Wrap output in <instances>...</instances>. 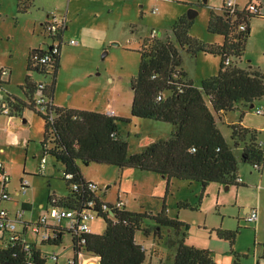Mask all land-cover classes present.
<instances>
[{
  "label": "rangeland",
  "instance_id": "374dc122",
  "mask_svg": "<svg viewBox=\"0 0 264 264\" xmlns=\"http://www.w3.org/2000/svg\"><path fill=\"white\" fill-rule=\"evenodd\" d=\"M222 6L223 0H0V71L9 73L5 77L7 81L12 71L11 89L22 94L30 106L31 97L36 100L45 93L41 90H35L32 95L24 92L27 78L31 86L54 87L52 102L59 109L103 114L112 111L117 117L130 119L122 137L129 143V153L138 154L147 143L169 138L173 131L168 123L132 116L134 94L130 86L139 71V50L143 41L161 38L175 42L173 26L183 18L188 20L189 11H195L197 16L189 26V36L202 46L221 44L224 38L210 33L208 26L211 13L220 11ZM55 13L68 20L60 68L57 72L52 66L44 73L29 71V53L34 49L47 50L52 44L41 24L47 14ZM257 17L253 23L254 28L257 26L254 37L246 43L239 66L264 74V22ZM72 39L78 45H70ZM178 48L186 78L196 87L219 73L220 57L202 51L191 53L186 46L183 50ZM257 110L264 112L263 99L253 107L242 109L248 124H264V119L255 114ZM24 113L28 125L19 136L30 142L27 146L13 147L5 163L14 172L12 187L20 188L18 177L31 185L26 196L17 198L21 204L29 200L32 209L25 218L30 220L45 213L49 197L61 199L68 194V187L63 180V166L54 157L42 153L43 119L28 108ZM240 117L236 111L217 117V127L227 142H231V126L241 124ZM1 122L6 125L5 118L0 119ZM3 148L8 151L4 145ZM234 153L238 157V176L243 177L246 186H234L231 190L211 183L203 192L197 182L178 179L169 182L167 178L133 168L81 163L78 166L105 204L115 205L119 201L125 204L127 211L150 216H156L166 206L167 217L185 226L182 233L186 234V244L211 251L215 264H264V180L261 184V173L240 159L241 149ZM41 158L45 159L44 176L38 168ZM224 201L228 203L223 204ZM246 207L259 210L258 225L244 221ZM4 208L10 213L16 210L9 202L1 205L0 209ZM105 226L103 218H97L90 222L89 228L92 234L101 235ZM155 228L153 220L145 219L143 229H148L150 235L139 231L136 242L146 246L148 264H159L162 258L164 263L171 264L168 261L173 260L175 252L167 244L177 237L173 231L165 229H160V237H155ZM217 231L236 233L234 246L219 239ZM66 240L65 246L44 248L63 255L60 264L74 256L66 246L69 237Z\"/></svg>",
  "mask_w": 264,
  "mask_h": 264
},
{
  "label": "trees",
  "instance_id": "16d2710c",
  "mask_svg": "<svg viewBox=\"0 0 264 264\" xmlns=\"http://www.w3.org/2000/svg\"><path fill=\"white\" fill-rule=\"evenodd\" d=\"M21 4L25 5L24 2ZM256 16L243 11L237 12L234 17L224 8L220 15L212 12L208 31L224 38L220 46L206 47L193 40L188 33L193 21L189 18H183L173 26L175 42L161 38L143 41L139 50V71L131 80L130 87L134 94L131 113L137 119L168 123L173 131L169 138L147 143L138 154L129 153V143L122 137L124 128L131 123L130 119L54 107L57 115L50 122L49 117L8 94L19 104L21 111L27 108L34 110L45 123L42 153L54 157L63 166V180L68 187V194L57 200L58 204L76 209L80 205L79 200L83 198L105 204L98 194L88 190L78 163L84 166L104 164L120 169L133 168L167 178L169 182L173 179L197 182L203 192L211 183L237 187L242 184L239 182L238 157L234 153L236 150H242L240 159L245 164L254 167L264 165V145H260L259 131L246 129L241 124L233 125L230 144L216 123L220 115L235 112L239 106L253 107L257 101L264 99V74L239 66L250 38V20ZM243 24L247 25L246 31L240 32L239 27ZM185 46L191 53L202 51L220 57L219 73L203 81L200 87L188 81L183 70L178 47L183 50ZM35 51L29 53V71L32 70L30 56ZM227 60L229 64H226ZM52 67L57 72L60 57ZM35 71L42 73L38 69ZM175 74L180 79H175ZM27 81L24 92L32 95L36 86L29 84V78ZM2 82L0 76V88L3 87ZM47 90L48 97L54 100V87ZM29 100L31 102L32 97ZM240 114L242 122L244 113ZM67 175L73 178L67 180ZM73 186H78L79 192H73ZM53 198L49 197L48 202ZM105 205L113 209L116 221L110 219L108 213L100 214L106 224L103 234H85L82 238L84 244L80 245L81 240L76 236L63 233L58 239L41 244L42 249L46 246L59 247L69 237L67 244L74 253L76 263L79 255L86 253L99 257V264H148L146 250L137 244L136 234L143 231L145 236L150 235L148 229H143L144 220L150 218L156 224L155 237H160V229L173 231L177 237L167 244L175 252L172 264H215L211 251L186 244V234L182 233L185 226L167 217L166 206L156 216H150L127 211L125 206L119 211L114 210L112 204ZM217 236L234 246L236 233L217 231ZM32 252L34 263L29 261L30 256L24 253L21 245L3 248L0 250V264H45V260L42 262L39 258L48 253L34 246Z\"/></svg>",
  "mask_w": 264,
  "mask_h": 264
},
{
  "label": "built area",
  "instance_id": "2783aa9c",
  "mask_svg": "<svg viewBox=\"0 0 264 264\" xmlns=\"http://www.w3.org/2000/svg\"><path fill=\"white\" fill-rule=\"evenodd\" d=\"M224 9L226 12L235 17L237 12H241L236 4L235 0H225ZM246 13L250 15H258L260 12L257 2H252L249 4L245 10ZM247 28L246 24H243L239 27L240 32H245ZM44 33L48 38L52 39L51 46L47 50H37L33 52L30 56L31 69L41 70L42 73L47 72V69L52 66L54 62L60 57L62 52L63 37L66 31V20L57 15H52L48 21L43 25ZM155 35V31H154ZM70 45H78L74 40L69 42ZM230 61L227 60L226 64H229ZM9 73L5 70L0 71L1 79L4 80ZM175 79H180L175 74ZM3 88L1 87V91ZM35 90H41L45 93V96L31 100L32 108L43 114V116L49 117V121L53 122L56 118V111L54 110V105L51 99L48 97L47 87L44 85L36 86ZM161 100V97L158 99ZM16 102L10 96L0 98V115L6 116L10 121L14 122L19 118V112L15 109ZM257 115H264L262 110H257L255 112ZM260 142V141H259ZM260 145L263 146L264 143L260 142ZM41 168L43 164L41 163ZM257 172H260L262 169L261 165L254 167ZM9 174L2 164H0V208L2 203L9 202L15 203V200L10 196L7 190V184L9 183ZM73 178L72 175H67L65 179L70 180ZM242 179H239L241 183ZM88 190L91 193H96L97 190L95 186L91 183H88ZM20 188L22 191L26 192L28 185L26 181L21 183ZM73 192H79L78 186L72 187ZM59 199L53 198L52 201L48 204V208L45 210V213L39 216L33 221H27L25 216L27 213L26 207L23 205L19 207L15 214L10 213L7 209H0V250L3 248H14L18 245L22 246L24 253L29 255V261L34 263V259H31L33 255L32 248H37L45 253H48L47 256L42 255V262L45 260V264H60L62 256H59L57 253L47 251L42 249L41 244H46L51 242V240L58 239V236L63 233H68L71 236H76L79 241V244H84V239L82 240L85 234H90V222L100 218V214H109V218L113 221H116L114 218L113 209L111 210L107 205L103 203H98L94 199H80L79 207L76 209L60 206L58 204ZM124 204L122 202H117L114 205V210H122ZM259 217L258 209H251L248 215L245 216V222L248 224H255ZM63 246H65L63 244ZM68 248L69 245H66ZM52 247V246H51ZM143 250H146V247L141 246ZM68 249H66L67 251ZM43 252H41L43 254ZM37 252H34L36 254ZM37 261V259H36ZM64 264H99V257L90 256L86 253H81L77 258V263L74 258H68Z\"/></svg>",
  "mask_w": 264,
  "mask_h": 264
},
{
  "label": "crops",
  "instance_id": "0c3cea01",
  "mask_svg": "<svg viewBox=\"0 0 264 264\" xmlns=\"http://www.w3.org/2000/svg\"><path fill=\"white\" fill-rule=\"evenodd\" d=\"M257 2V4H258V6H259V9H260V12H259V14H258V16L259 17H257V19L258 20H260L261 22H264V0H235V4H236V6H237V8L241 11V12H243V11H245L246 10V8H247V6L249 5V4H251L252 2ZM224 4H225V0H223V6H222V9L220 10V11H216V13H218L219 15L221 14V11H223V8H224ZM52 15H57V16H59V14H57V13H55V14H51V15H46V20L41 24V26H43L44 25V23L46 22V21H48L49 20V18L52 16ZM60 17V16H59ZM255 18L256 17H253L251 20H250V18H249V20H250V38L252 39L253 37H254V34H255V28L257 27V26H255V28L253 27V23L255 22ZM63 19H65L66 20V31L68 30V26H67V22H68V20H67V17H64ZM65 31V32H66ZM65 38H66V34H64V37H63V42H64V40H65ZM249 38V39H250ZM248 39V40H249ZM73 40V39H72ZM224 42V41H223ZM222 42V43H223ZM222 43L221 44H218V43H216V44H218V46H220V45H222ZM34 50H36V49H34ZM62 53H63V46H62V52L60 53V59H62V57H63V55H62ZM184 71H185V74L187 73L186 72V70L185 69H183ZM187 75V74H186ZM3 90L1 91V88H0V98H4V97H7V95L8 94H10V95H13V97L14 98H17L18 100H20L22 103H25V101L23 100V98H22V94L20 95V94H18V93H16V92H14L13 91V89H11V83H12V71H10V78H9V80L7 81L6 79H4L3 80ZM264 100V99H263ZM22 108V107H21ZM244 108H246V107H243V106H239L238 107V110L236 111L238 114H240V112L242 111V109H244ZM15 109H16V111H18L19 112V118L16 120V121H14V122H12V121H10L6 116H3V115H0V119H3V118H5L6 119V125H3V122H1L0 123V164H2L3 166H4V168L6 169V171L8 172V174H9V183L7 184V190H8V193L10 194V196L15 200V202L17 203V204H15V203H10V204H13L15 207H16V210L19 208V207H21V206H25L26 208V210L27 211H31V207H30V205H29V200L28 201H26V202H24V203H20V201H18L17 200V198L18 197H21V196H26L27 195V193L29 192V189L31 188V185H30V183L26 180V179H24V178H20V177H18L17 178V180L19 181V184L21 185V183L23 182V181H26V183H27V185H28V188H27V190H26V192H24V191H22V189L21 188H18L17 189V187H16V185L15 186H13L12 187V177H14V172L13 171H11V169L9 168V166H7V164L5 163V161H6V158L8 157V154L10 153V152H12L11 150L13 149V147H17V146H25V144L27 143V144H29V140H28V138H25L24 140L19 136L20 135V132H22V130L24 129V127H25V125H28V121L26 120V119H24V112H25V110H23V111H21L20 110V106H19V104L18 103H16V106H15ZM256 114V113H255ZM263 114H264V112H263ZM106 115H112V116H117L116 115V113H114V112H112V111H108V113L106 114ZM257 115V114H256ZM257 116H259V117H262L263 119H264V115L262 116V115H257ZM234 124V123H233ZM241 125L243 126V127H246V129H252V130H257V131H259L260 132V137H259V141L260 142H262V143H264V124H262V123H259V124H257V125H250V124H248L247 122H246V117L244 116V119H243V121L241 122ZM23 128V129H22ZM230 144H231V142H229ZM27 144H26V146H27ZM3 145H4V147H6V148H8V151H6L4 148H3ZM9 152V153H8ZM3 158V159H2ZM45 159L43 158H41L40 159V162H38V168H39V171H40V174L42 175V176H44L45 175V172H46V165H45ZM41 163L43 164V168H41ZM260 173H261V175H260V181H261V184L263 183V180H264V165H262V169L260 170ZM240 177V179H242V181H241V185H245L246 186V183H245V180L243 179V177H241V175L239 176ZM260 184V185H261ZM225 186V188L226 189H228V190H231L232 189V187H234V186H229V185H224ZM237 187V186H236ZM237 188H239V187H237ZM256 188H257V186H256ZM13 190H14V192H13ZM218 191H219V193H221V189L220 188H218ZM13 192V193H12ZM66 196V195H65ZM65 196H63L62 198H64ZM61 198V199H62ZM224 203H228L227 201H224L223 202V204ZM3 204V203H2ZM124 206H125V204H124ZM40 207H41V210H43V206H41L40 205ZM126 207V206H125ZM48 208V205L46 206V208H44V210H46ZM253 209H257V208H253ZM16 210L12 213V214H15V212H16ZM44 210H43V212H44ZM251 210V208L250 207H246V208H244V213H245V215H244V221H245V216L246 215H248V213H249V211ZM259 211V210H258ZM259 216H260V213H259ZM26 217V216H25ZM36 218H33L32 217V219H28L27 221H33V220H35ZM258 223H259V217H258V220H257V222L254 224V225H258ZM253 225V224H252ZM92 234V233H91ZM221 240H224V239H221ZM137 244H138V242H137ZM138 245H140V244H138ZM140 246H144V247H146L145 245H140ZM52 252V251H51ZM264 252V251H263ZM173 257H174V255H173ZM168 263H171L172 264V262H170V261H168ZM159 264H166V263H164V258H162V260H160V262H159Z\"/></svg>",
  "mask_w": 264,
  "mask_h": 264
},
{
  "label": "water",
  "instance_id": "95a60500",
  "mask_svg": "<svg viewBox=\"0 0 264 264\" xmlns=\"http://www.w3.org/2000/svg\"><path fill=\"white\" fill-rule=\"evenodd\" d=\"M196 16H197V12H195V11H189L188 18L190 20H194L196 18Z\"/></svg>",
  "mask_w": 264,
  "mask_h": 264
}]
</instances>
